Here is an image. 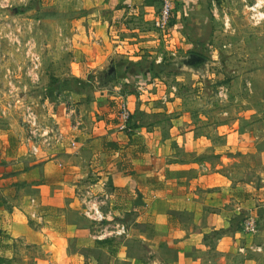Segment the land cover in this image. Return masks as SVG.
I'll list each match as a JSON object with an SVG mask.
<instances>
[{"label":"crops","instance_id":"0c3cea01","mask_svg":"<svg viewBox=\"0 0 264 264\" xmlns=\"http://www.w3.org/2000/svg\"><path fill=\"white\" fill-rule=\"evenodd\" d=\"M175 1L190 7V0ZM110 4L114 18L124 10L151 19L159 6ZM260 8L264 0L250 7ZM194 17L172 23V42L194 28ZM96 23L98 68L139 62L167 40L139 41L112 31L108 21ZM75 65L77 76L91 70ZM159 80L134 91L126 84L133 114L126 128L114 97L94 93L89 102L71 87L54 111L58 133L41 139L47 142L38 144L14 123L0 125V264H264V181L243 182L231 167L208 161V150L218 160L225 149L209 148L205 134L182 132L190 119L174 113L178 101ZM249 214L257 229L246 233Z\"/></svg>","mask_w":264,"mask_h":264},{"label":"rangeland","instance_id":"374dc122","mask_svg":"<svg viewBox=\"0 0 264 264\" xmlns=\"http://www.w3.org/2000/svg\"><path fill=\"white\" fill-rule=\"evenodd\" d=\"M156 1L159 6L147 19L124 10L114 18L111 0L99 6L95 0H0V125L14 123L38 144L47 142L41 139L58 133L54 111L71 93L70 87L85 92L83 99L89 102L94 93L114 97L118 112L119 100L130 91L126 84L134 91L141 83L121 78L118 69L108 75L107 65L98 68L94 34L91 37L96 21L112 25L116 19L120 22L112 31L119 30L124 37L129 34L145 42L167 39L158 45L159 53L144 59L172 65L156 78L178 101L174 113L190 119L182 132L205 134L209 148L225 149L218 160L208 150V161L231 167L235 179L246 182L258 176L263 183L264 8L252 11L255 0H190L187 8L175 1L171 25L178 19L188 24L193 15L195 19L194 28L188 27L180 41L172 42V32L154 24L161 7ZM131 22L139 29L126 30ZM140 31L147 34L140 36ZM103 49L108 51V45ZM191 53L203 55L207 63L199 69L186 65L183 60ZM75 64L91 70L77 76ZM156 78H146L142 86ZM240 134H246L243 141Z\"/></svg>","mask_w":264,"mask_h":264},{"label":"built area","instance_id":"2783aa9c","mask_svg":"<svg viewBox=\"0 0 264 264\" xmlns=\"http://www.w3.org/2000/svg\"><path fill=\"white\" fill-rule=\"evenodd\" d=\"M160 3H161V7L158 15L155 18L154 24L158 29L167 30L170 29L171 27V18L173 16L175 3L174 0H160ZM132 115L133 114L130 108L128 96H123L118 103V116H119L121 128L127 127L128 122L132 119ZM74 145L75 144L72 143V146ZM256 229H257V217L254 214H249L244 218L243 231H245L246 233H250V232H254Z\"/></svg>","mask_w":264,"mask_h":264},{"label":"trees","instance_id":"16d2710c","mask_svg":"<svg viewBox=\"0 0 264 264\" xmlns=\"http://www.w3.org/2000/svg\"><path fill=\"white\" fill-rule=\"evenodd\" d=\"M170 68H172L170 64L163 65L153 59H142L139 62L120 61L116 69L120 71V77L128 78L131 84L139 80L140 85H143L146 83L143 82L146 78H156L161 72Z\"/></svg>","mask_w":264,"mask_h":264},{"label":"water","instance_id":"95a60500","mask_svg":"<svg viewBox=\"0 0 264 264\" xmlns=\"http://www.w3.org/2000/svg\"><path fill=\"white\" fill-rule=\"evenodd\" d=\"M183 63L194 69H199L207 63V58L198 53H191L189 57L183 60ZM107 74L111 76L116 74V67L113 61H111L110 65L108 66Z\"/></svg>","mask_w":264,"mask_h":264}]
</instances>
